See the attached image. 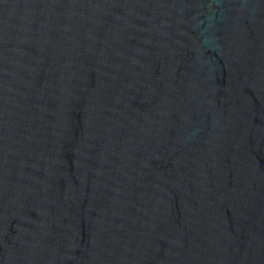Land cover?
I'll list each match as a JSON object with an SVG mask.
<instances>
[{
	"label": "water",
	"instance_id": "1",
	"mask_svg": "<svg viewBox=\"0 0 264 264\" xmlns=\"http://www.w3.org/2000/svg\"><path fill=\"white\" fill-rule=\"evenodd\" d=\"M0 264H264V0H0Z\"/></svg>",
	"mask_w": 264,
	"mask_h": 264
}]
</instances>
